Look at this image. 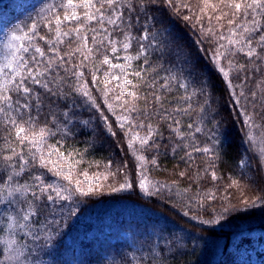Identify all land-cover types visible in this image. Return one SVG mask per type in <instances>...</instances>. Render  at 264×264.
<instances>
[{"label": "snow or ice", "instance_id": "obj_1", "mask_svg": "<svg viewBox=\"0 0 264 264\" xmlns=\"http://www.w3.org/2000/svg\"><path fill=\"white\" fill-rule=\"evenodd\" d=\"M200 2L197 22L203 16L210 22L207 28L201 25V37L212 38L214 46L211 53L203 46L199 51L242 118L243 143L264 161V124L258 122H264V0ZM158 3L41 0L23 25L0 32V264H45L38 253L51 247L61 222L76 215L82 202L78 197L95 195L102 186L99 177L94 185L80 167L82 153L64 146L77 124L89 125V120L77 119L82 110L95 109L112 136L117 134L111 116L103 109L115 116L137 161V187L145 195L168 189L145 175L147 165L157 166L161 147L170 146L174 155L182 152L189 166L195 154H202L212 161L204 173L212 181L219 179L214 161L226 137L222 139L223 122L213 115V86L205 75L193 74L180 50L173 51L167 29L155 28L151 16L141 24L147 5ZM165 125L169 143L161 145L157 138H163ZM200 137L210 143H201ZM151 152L155 154L146 157ZM232 184L238 186L235 180ZM132 187L126 179L112 191ZM196 198L202 203L215 194L197 193ZM158 255L153 247V260Z\"/></svg>", "mask_w": 264, "mask_h": 264}, {"label": "trees", "instance_id": "obj_2", "mask_svg": "<svg viewBox=\"0 0 264 264\" xmlns=\"http://www.w3.org/2000/svg\"><path fill=\"white\" fill-rule=\"evenodd\" d=\"M15 2L0 0V32L16 24L23 25L35 15L41 0H20L19 6ZM174 3L188 7H169L163 0L149 4L141 16V24L146 16L153 17L155 28L168 30L173 51L178 49L183 53L182 59L187 58L193 74H203L210 80L213 115L223 122L222 139L226 137L220 158L214 161L219 179L212 181L204 173L203 169L212 161H207L202 154H195V161L189 166L181 159L182 152L174 155L170 146L161 147L157 166L147 165L145 175L152 183L166 184L171 191L164 189L145 195L137 187V161L128 149L125 132L115 126V116L107 108L103 109L111 116L113 131L117 134L112 136L95 109L82 110L77 119L90 123L88 126L77 124L64 146L69 151L76 149L82 153L80 167L88 172L94 185L95 177H99L102 186L95 195L78 197L82 202L76 215L62 221L51 247L38 253L45 264H264V161L243 143L238 122L242 118L235 114L227 89L205 54L199 51L203 46L211 53L214 46L212 38L201 37V25L207 28L210 22L206 16L197 22V17L202 16L200 0H174ZM184 16L190 19L185 21ZM211 25L216 26L214 19ZM197 39L200 45L196 44ZM88 80L91 81L90 75ZM93 94L102 103L101 94L95 89ZM258 122L264 124L259 118ZM160 130L164 136L157 138L158 143L166 145L169 143L167 126ZM200 142L210 143L204 137H200ZM154 154L145 153L149 158ZM242 160L247 162V167L241 168ZM124 164L128 168H123ZM126 179L133 184L132 188L112 191ZM233 180L238 186L232 184ZM209 192L215 194V199L198 202L197 193L204 196ZM190 198H193L192 204L188 207ZM253 202L256 206H251ZM185 211L189 216L183 215ZM197 218L210 223H198ZM123 231L130 233L132 242L119 239ZM153 247L159 250L155 260Z\"/></svg>", "mask_w": 264, "mask_h": 264}, {"label": "rangeland", "instance_id": "obj_3", "mask_svg": "<svg viewBox=\"0 0 264 264\" xmlns=\"http://www.w3.org/2000/svg\"><path fill=\"white\" fill-rule=\"evenodd\" d=\"M16 2H17V6H19L20 0H16ZM16 2L14 4H16ZM119 239H128L130 242H132L131 241V235L128 231H123V232L119 233Z\"/></svg>", "mask_w": 264, "mask_h": 264}]
</instances>
